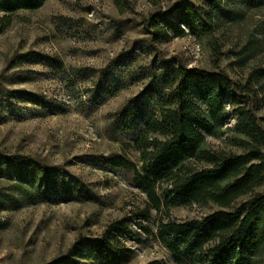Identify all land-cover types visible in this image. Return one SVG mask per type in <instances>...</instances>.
<instances>
[{
	"label": "rangeland",
	"instance_id": "rangeland-1",
	"mask_svg": "<svg viewBox=\"0 0 264 264\" xmlns=\"http://www.w3.org/2000/svg\"><path fill=\"white\" fill-rule=\"evenodd\" d=\"M184 1L46 0L38 9L15 12L11 24L0 32V86L6 88L0 92V150L64 165L66 176L80 180L94 194L88 201L64 197L15 208L10 197L1 193L11 192L9 183L0 179V264H56L80 236H99L123 218L128 221L126 229L115 234L133 254L128 261L113 264H178L156 237L159 222L202 219L218 209L211 201L177 202L169 208L151 207L149 220L139 218L135 212L150 201L134 184V169L109 163L123 154L138 167L142 164L135 145L142 128L120 130L114 115L143 91L155 54L142 45L133 58L118 64L111 61L146 36L143 27L150 13L165 12ZM239 1L229 0L240 5ZM182 27L184 34L158 43L160 55L179 58L189 67L224 70L240 83L264 68V6L247 10L243 20L226 24L202 40ZM29 50L48 59L12 63L16 53ZM242 57L246 58L241 61ZM109 65L108 82L92 103L93 80ZM81 68L91 69L90 76L77 75ZM256 88L262 104L257 115L264 125V85ZM9 89L24 92L9 93ZM142 98L155 106L157 114L158 96L145 93ZM235 123L232 115L227 116L221 135L206 134L205 148L242 153L233 142L238 137ZM186 163L194 168L208 166L195 158ZM170 188L168 182L159 183L163 200ZM258 193L264 194V185L240 197L234 206ZM81 259L85 264H107L90 249Z\"/></svg>",
	"mask_w": 264,
	"mask_h": 264
},
{
	"label": "trees",
	"instance_id": "trees-1",
	"mask_svg": "<svg viewBox=\"0 0 264 264\" xmlns=\"http://www.w3.org/2000/svg\"><path fill=\"white\" fill-rule=\"evenodd\" d=\"M45 2L0 0V32L11 24L15 12L38 9ZM239 4L229 0H204L203 4L186 0L165 12H152L143 27L146 36L135 40L111 61L118 64L133 58L142 45L149 46L155 54L143 91L114 115L120 130L142 128L135 140L141 152L140 167L123 154L109 160L115 168H133L134 184L149 198L150 205L135 212V216L149 220L151 207L169 208L177 202L211 201L218 206L202 219L159 222L156 237L175 255L178 264H264V194H255L234 206L240 197L264 185V125L257 115L262 104L256 88L264 85V68H258L245 83H240L224 70L189 67L179 58H166L158 48L159 42L184 34L182 26L199 40L210 37L222 26L243 20L247 10L264 6V0H240ZM47 57L29 50L16 53L12 63ZM110 65L93 80L92 103L101 97ZM90 71L81 68L75 73L87 78ZM5 89L0 86V92ZM145 93L158 96L157 114L155 106L142 98ZM229 115L236 119L234 130L238 137L233 142L243 152L206 149V134L221 135ZM190 158L205 161L208 166H189L186 161ZM0 179L9 183L11 192L1 193L10 197L15 208L64 197L94 199L83 182L66 176L64 165H53L32 155L0 150ZM161 182L171 186L164 200L158 193ZM127 222L126 218L116 220L96 237L80 236L56 264H85L81 257L87 249L107 264L128 261L133 251L117 241L115 234L117 229H126Z\"/></svg>",
	"mask_w": 264,
	"mask_h": 264
}]
</instances>
